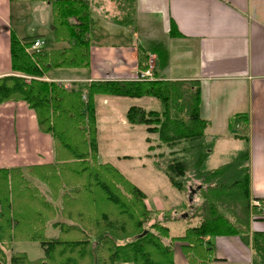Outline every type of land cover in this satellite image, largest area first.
I'll list each match as a JSON object with an SVG mask.
<instances>
[{
    "label": "trees",
    "instance_id": "16d2710c",
    "mask_svg": "<svg viewBox=\"0 0 264 264\" xmlns=\"http://www.w3.org/2000/svg\"><path fill=\"white\" fill-rule=\"evenodd\" d=\"M113 1L122 10L133 2ZM49 4L52 39L67 42V46L28 54L25 48L42 36L18 39L10 34L11 74L0 77V104L25 102L34 112L39 130L50 134L54 161L30 166L28 172L46 185L52 201L59 198L60 206L46 200L19 168H0V264H175L172 249L164 239L180 242L190 264H213L212 245L206 238L218 235L239 237L250 246L257 262L264 264V232L249 229L252 196L248 150L240 149L229 162L206 168L214 141L205 136L208 121L199 112L198 85L160 78L97 80L66 90L46 80L44 74L49 70L88 65L89 15L94 8L93 0H51ZM174 33L170 27L169 34ZM147 49L155 54L159 66L166 64L163 43L151 42ZM145 58L140 53V62ZM96 95L151 97L158 101L160 110L131 105L125 111L127 125L144 127L146 156L172 187L186 190L187 196L193 180L197 181L198 191L231 185L238 189L243 209L231 210L234 221L222 212L225 207H234L232 203L221 202V211L203 200L194 212V225L187 226L181 235H170L166 213L149 210L141 189L112 163L98 161ZM58 214L65 220L51 224L58 229V236L48 238L45 225ZM183 214L188 219L187 212ZM143 232L142 237L134 239ZM20 240L39 243L43 256L30 260L25 253L15 252L7 259L4 247Z\"/></svg>",
    "mask_w": 264,
    "mask_h": 264
},
{
    "label": "crops",
    "instance_id": "0c3cea01",
    "mask_svg": "<svg viewBox=\"0 0 264 264\" xmlns=\"http://www.w3.org/2000/svg\"><path fill=\"white\" fill-rule=\"evenodd\" d=\"M50 1L0 0V77L11 74L10 34L18 39L42 36L45 42V32L51 31ZM93 4L89 15L88 65L52 69L44 74V78L79 84L76 87L71 84L73 89L89 81L135 80L136 72L145 65L147 56H153V72L157 78L193 81L198 85L199 112L208 121L205 136L218 140L217 143L221 142L224 147L236 144V151L222 155L225 161L217 167L229 162L238 150L247 148L249 192L264 204V0H133L126 10L113 0H93ZM47 9L50 11L48 16ZM170 27L175 32L174 36L169 34ZM162 38H167L166 45ZM157 41L165 45L167 52L166 64L160 69L157 68L155 54L147 51L151 42ZM55 44L59 46L54 48L67 46L63 41ZM140 53L146 56L142 62ZM48 74L59 77L54 79ZM98 97L106 102L102 114L113 115L117 110L123 114L121 131H133L137 127L126 123L125 111L129 106L146 109L131 98L96 95L95 119L98 116ZM140 100L146 104L153 98ZM109 131L115 132L113 129ZM211 156L212 153L208 158ZM117 158L130 157L121 155ZM53 161L52 138L39 130L34 112L28 105L23 101L1 103L0 168H19L25 178H32L31 185L50 200V195L45 194L48 193L46 185L31 176L28 167ZM198 190L187 196V203H193ZM183 199L182 196V200L175 203L180 208L183 207ZM144 202L146 204L147 201ZM196 204L201 205L200 200L188 210L180 211L187 212L188 219H185L189 222L195 221ZM189 210L194 211L192 215ZM176 211L173 208L171 212ZM252 213L250 231L264 232V218H259L255 209ZM46 226L52 227L51 222ZM166 226L170 233L171 222L167 221ZM163 241L172 249L175 264H190L180 242ZM206 241L212 245L213 264H258L250 246L237 236L218 235L207 237ZM42 256L43 253L38 258Z\"/></svg>",
    "mask_w": 264,
    "mask_h": 264
},
{
    "label": "rangeland",
    "instance_id": "374dc122",
    "mask_svg": "<svg viewBox=\"0 0 264 264\" xmlns=\"http://www.w3.org/2000/svg\"><path fill=\"white\" fill-rule=\"evenodd\" d=\"M46 13L47 16L50 15L49 9H47ZM45 39L46 40L44 45L42 46V50L51 49L59 46L56 45L55 41L52 39L51 31L45 32ZM173 40L174 39H172V44L174 45L175 41ZM166 41L167 38L164 39L162 38V42L165 43V45H166ZM142 47L144 48L145 46ZM161 67L162 66L158 65L157 68L160 69ZM48 75L49 77L54 79L59 77L56 75L55 76L50 74ZM63 84L69 85L68 88L67 87L65 88L66 90L73 89L70 87L71 84L73 87L79 85L71 81H63ZM98 98H99L98 116L97 119H95L96 138L98 145L97 147L98 161L100 163H104V162L113 163L117 168L120 169V171L124 173L126 178L134 182L140 189H142V191L146 195V199H145V201H147L146 205L149 208L158 209L161 213L163 212L166 213L165 216L168 217L167 219L168 222H171L170 235H181L184 227H187L189 225H194V222L192 221L189 222L188 220L185 219V217L178 216V213L180 214L181 213L180 211L182 210H188L189 206L195 204L196 202H198V200L202 201V203L203 200H206L207 202L215 205L219 210H221L220 208L221 202L226 201L229 204L232 203L234 207H225L223 211L222 210L221 211L227 214L228 216L227 215L226 216L230 218L231 221H234L233 220L234 216L233 213H231V210H234L235 212L236 209L239 210L243 209L242 206L243 202L238 189L233 188L232 185L227 188H221V189L209 187L208 189H202V191L201 190L198 191L195 195L194 201H192L193 203L191 202L187 203L186 190H184L182 192L183 195H181V193L176 188L170 185L166 176L153 166V160H151L146 156L147 144L144 141V137L146 135L143 129L144 127L137 126L133 131H121V129L124 126L123 114H121V112L118 110L113 115L110 114L106 115L105 113L102 114L101 111L104 110V108H106V102L103 100V98L101 97ZM83 100H85L84 96H83ZM134 101L139 105H143V107H145L146 109L160 110V103L155 99H153L152 102L150 103L148 102L146 104H144V102L140 99H134ZM119 128L120 131H117ZM111 129L115 130V132H110L109 130ZM236 130L239 129L237 128ZM239 131L242 130L240 129ZM210 138L212 137L207 136V139ZM217 142L218 140H215L212 146L210 147L209 153H212V156L209 157L208 160L206 161L207 169L215 168L217 167V164H220L221 161H225L224 156L222 155L224 154L227 155L229 151H236V146H235L236 144L231 143L228 147H224V145L222 146L220 144L221 142L220 143ZM239 145L240 143L238 144V146ZM121 155H128L130 158H117V156H121ZM27 179L29 180L30 183L32 178L30 177ZM196 184L197 181L195 180L189 183V185H192L193 187H195ZM45 190L48 192L45 194L49 197L50 193L48 188H46ZM182 196L184 198L183 199L184 203H183V207L180 208V206L176 205L175 203H178L176 201L182 200ZM58 200L59 198L57 197L55 199V202L57 203H54L55 207L60 206ZM49 201H52L51 197ZM200 206H201L200 204H196V209H199ZM173 208L177 210L175 213L171 212ZM189 212H191L190 215H192L194 211L189 210ZM60 220L64 221L65 219H63L58 214L54 218L50 219L48 222H51L52 224L53 222H57ZM236 225H240V223L236 222ZM44 234L48 238H55L56 236H58V229L45 225ZM4 252L7 259L11 253L23 252L30 260L38 258L43 253L39 243L30 240H20V241L11 242L9 246L4 247Z\"/></svg>",
    "mask_w": 264,
    "mask_h": 264
},
{
    "label": "built area",
    "instance_id": "2783aa9c",
    "mask_svg": "<svg viewBox=\"0 0 264 264\" xmlns=\"http://www.w3.org/2000/svg\"><path fill=\"white\" fill-rule=\"evenodd\" d=\"M44 40L41 37L34 38L30 45L25 48L26 52L28 54H31L32 52H38L42 50V46L44 45ZM154 58L153 56H149L146 61H145V68H141L136 72L135 79L138 80H154L157 78V76L154 75L153 69H154ZM58 84L62 85L64 88H68L67 84H63V81H56ZM249 206H250V216H252V210L257 211V215L259 218H264V204L262 200H260L257 197H251L249 201Z\"/></svg>",
    "mask_w": 264,
    "mask_h": 264
},
{
    "label": "water",
    "instance_id": "95a60500",
    "mask_svg": "<svg viewBox=\"0 0 264 264\" xmlns=\"http://www.w3.org/2000/svg\"><path fill=\"white\" fill-rule=\"evenodd\" d=\"M196 189H199V187H197ZM196 189L191 188V189H190V193H191V194L195 193ZM190 199H191V198H189V200H190ZM181 217H185V214L181 215ZM144 233H145V232H143V233H141V234L135 236L134 239H137V238L142 237V236L144 235Z\"/></svg>",
    "mask_w": 264,
    "mask_h": 264
},
{
    "label": "bare ground",
    "instance_id": "6f19581e",
    "mask_svg": "<svg viewBox=\"0 0 264 264\" xmlns=\"http://www.w3.org/2000/svg\"><path fill=\"white\" fill-rule=\"evenodd\" d=\"M150 55L147 56V58L149 57Z\"/></svg>",
    "mask_w": 264,
    "mask_h": 264
}]
</instances>
